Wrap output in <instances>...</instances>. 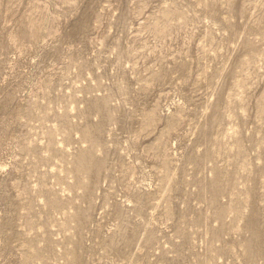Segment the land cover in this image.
Instances as JSON below:
<instances>
[{
  "label": "rangeland",
  "instance_id": "1",
  "mask_svg": "<svg viewBox=\"0 0 264 264\" xmlns=\"http://www.w3.org/2000/svg\"><path fill=\"white\" fill-rule=\"evenodd\" d=\"M0 264H264V0H0Z\"/></svg>",
  "mask_w": 264,
  "mask_h": 264
}]
</instances>
